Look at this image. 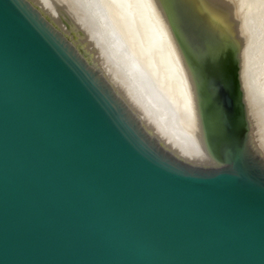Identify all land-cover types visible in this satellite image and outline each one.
<instances>
[{"label":"water","instance_id":"1","mask_svg":"<svg viewBox=\"0 0 264 264\" xmlns=\"http://www.w3.org/2000/svg\"><path fill=\"white\" fill-rule=\"evenodd\" d=\"M0 264H264V0H0Z\"/></svg>","mask_w":264,"mask_h":264}]
</instances>
